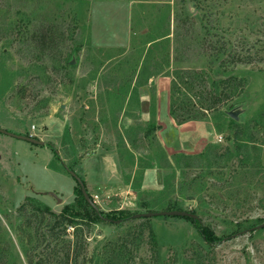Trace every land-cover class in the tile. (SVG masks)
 <instances>
[{
  "label": "rangeland",
  "instance_id": "obj_1",
  "mask_svg": "<svg viewBox=\"0 0 264 264\" xmlns=\"http://www.w3.org/2000/svg\"><path fill=\"white\" fill-rule=\"evenodd\" d=\"M151 1L134 2L111 47L73 0H0V127L44 142L0 132V264H264V121L250 122L264 104V0ZM179 70L190 84L174 96L190 105L177 112L212 104L205 119L170 115ZM49 159L86 178L104 216L133 215L74 229L41 213L68 202ZM165 209L195 213L213 239L186 217L135 216Z\"/></svg>",
  "mask_w": 264,
  "mask_h": 264
},
{
  "label": "trees",
  "instance_id": "obj_2",
  "mask_svg": "<svg viewBox=\"0 0 264 264\" xmlns=\"http://www.w3.org/2000/svg\"><path fill=\"white\" fill-rule=\"evenodd\" d=\"M239 61L242 60V58H236ZM232 79L237 80L236 76H228L227 78V82L231 81ZM242 81H244V83L246 82V79L243 78L241 79ZM240 83V82H239ZM242 83V87L243 84ZM183 84V86H182ZM190 84V79L185 78V75H183L182 71H176L175 75H173V79L171 80L170 83V99H169V113L172 116V118L174 119L176 124H182L186 121L189 120H198V119H205L207 116V112L212 109V104H205L204 102H199L201 103V105H199V114H193L192 110L188 111L187 109L184 111H182V113L177 112V109H179L181 107V104H179L180 102H184L186 107H189L188 105H190V103H187L186 101H178L175 98V93H178V91L182 88V87H189ZM196 104V102H194ZM191 105L193 106V103H191ZM263 109V110H262ZM262 109L256 113L252 118H251V123L255 124V123H260L262 121H264V104ZM245 124V123H244ZM249 124V121L246 123ZM258 125V124H256ZM234 130H233V139L237 140L239 138V136L241 135L240 133L242 132V130L240 128H237L239 126V124L235 123L234 125ZM157 127H160L158 124L157 125H153L150 126L146 133L150 134L154 129H156ZM247 142H253L255 140H253L252 138H248L246 140ZM255 143V142H254ZM262 144L264 143V139L261 142ZM49 148L53 151L55 156H58L57 151L55 150L54 146L52 143H47ZM239 144H237L235 147H238ZM59 157V156H58ZM69 167V166H68ZM70 168V167H69ZM71 169V168H70ZM74 181L76 182V184L73 187V193H74V198L71 202L66 203L63 205V207L61 208L60 212L58 214H55L54 212H52L50 210V208L45 205H38L37 209L39 211H41V213L47 212L51 215H53L56 220H59L61 222H64L66 225H69L71 227H74V229H76L77 224L79 223L78 221H85L87 223H96V222H100V221H104L105 218H109L110 217L116 218L113 220H120V219H126L129 218L130 216L133 215V213H131L129 210L126 209H119V213L121 214V217H117L116 215H112V214H106V216H104L102 214V212L99 210L98 212L94 210V208H92L88 202L85 200L82 192H81V187L79 185V183L77 182V180H75V178H73ZM83 184L84 181L82 180ZM27 199H31L30 196H26ZM103 216V217H102ZM187 219H189L193 225L195 226L197 232L203 237L204 240L210 241L213 239L212 236V231L205 225L201 224V221L199 218H191V217H186ZM148 234L150 235V241L152 242L153 246L156 245V239H155V234L154 231L152 229L151 226H148Z\"/></svg>",
  "mask_w": 264,
  "mask_h": 264
},
{
  "label": "crops",
  "instance_id": "obj_3",
  "mask_svg": "<svg viewBox=\"0 0 264 264\" xmlns=\"http://www.w3.org/2000/svg\"><path fill=\"white\" fill-rule=\"evenodd\" d=\"M67 1V0H62ZM77 3V5L81 6V10L83 12L84 18L89 21V36L95 40V45H106V46H120L125 44L128 36V19L130 13L133 9V4L136 0H73ZM148 2L149 0H139V2ZM151 2H157V0H152ZM99 17V18H98ZM108 22V29L102 28V22ZM114 22V23H113ZM187 122L182 123L181 125H186ZM201 123V122H200ZM203 123V122H202ZM201 125V124H199ZM202 127V126H201ZM211 129L207 127V130ZM209 136V130L206 132ZM197 131H191V134H196ZM201 135L197 136L200 137ZM196 137V139H197ZM195 139V140H196ZM207 141H209L207 139ZM47 161V160H46ZM44 162L43 170L45 169L47 172L52 171L62 177L63 183H60V186L56 190V192L62 194L59 197L62 201L67 200L69 202L73 199V187L75 185V181L69 180V178L61 172V170L52 168L49 166V162ZM102 164L98 167V169L102 168ZM48 172V173H50ZM66 172V171H65ZM68 173V172H67ZM69 174V173H68ZM70 175V174H69ZM71 176V175H70ZM102 173L100 174L99 179L97 180V184L104 183L103 180L107 179V174L103 173V179L101 178ZM114 178V177H113ZM118 178V176L116 177ZM85 186L88 188V182L86 178ZM40 194H50L55 193L54 191H39ZM38 194V193H35ZM56 194V193H55ZM58 199V198H57Z\"/></svg>",
  "mask_w": 264,
  "mask_h": 264
},
{
  "label": "water",
  "instance_id": "obj_4",
  "mask_svg": "<svg viewBox=\"0 0 264 264\" xmlns=\"http://www.w3.org/2000/svg\"><path fill=\"white\" fill-rule=\"evenodd\" d=\"M0 132L8 134L12 137H16L19 139H23L26 141H29L31 143L34 144H39L42 145L44 142L43 140H40L38 138H35L31 135H25V134H20V133H16L13 131H9L7 129L1 128L0 127ZM65 170L72 176V178H75V180H77V182L79 183L80 187H81V192L85 198V200L88 202V204L94 208L95 211H99V207L98 205L95 203V201H93V199L89 196L88 192L86 191V188L81 180V178L76 174V172L72 169H70L67 165H63ZM59 202H61L62 200L60 198H58ZM165 215H171V216H182V217H191V218H197V215L191 211L188 210H182V209H168V210H158V211H146V212H139L136 213L135 216L136 217H151V216H165ZM103 217V216H102ZM105 219H109L106 217H103ZM114 222H119V220H113Z\"/></svg>",
  "mask_w": 264,
  "mask_h": 264
},
{
  "label": "built area",
  "instance_id": "obj_5",
  "mask_svg": "<svg viewBox=\"0 0 264 264\" xmlns=\"http://www.w3.org/2000/svg\"><path fill=\"white\" fill-rule=\"evenodd\" d=\"M96 198H97V195H94L93 201H95V202H96V201H97V199H96Z\"/></svg>",
  "mask_w": 264,
  "mask_h": 264
}]
</instances>
